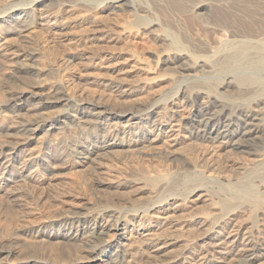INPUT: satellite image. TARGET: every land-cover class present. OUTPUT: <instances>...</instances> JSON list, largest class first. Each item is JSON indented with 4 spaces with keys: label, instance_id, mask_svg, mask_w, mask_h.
I'll return each instance as SVG.
<instances>
[{
    "label": "rangeland",
    "instance_id": "rangeland-1",
    "mask_svg": "<svg viewBox=\"0 0 264 264\" xmlns=\"http://www.w3.org/2000/svg\"><path fill=\"white\" fill-rule=\"evenodd\" d=\"M14 1L15 0H0V17L2 16L0 19V29L2 30L4 28V30H8L9 28L13 29L14 27L18 28L26 17L31 18L32 9H18L25 7L27 8V6L31 7V5H33L30 3L32 0H18L20 2ZM80 1L83 2L82 5H87L89 3L87 2L88 0ZM161 1L163 2L164 0ZM177 1L178 0H165L163 3H159L154 0H122L119 3V5H121L119 9L112 8V11L108 13L106 8L109 5H106V8L95 9L94 15L103 18L109 28H114V26H117L119 22L120 24H123L126 19L130 20L133 18V14H135V12L138 13L139 5L141 4L145 8L144 13L141 14L150 20H155L160 23L161 28L167 30L166 33L169 35L170 39L175 42V45L180 47L184 46L182 42L183 40L186 41L185 35L188 34L192 37L194 36L193 39H200L204 44H209L210 41V46H214L215 44L214 48H216L218 47L217 45L219 40L217 37H219L220 32L213 31L211 28L224 27L226 25L229 26L228 28L231 30H236L235 32L243 35L249 36L256 33L264 35V0H232V2H230L226 8H216L209 6L200 14H193L190 11L191 8H188L189 4L187 5L185 1ZM49 3H47V8H53V6L55 7L56 5L55 2ZM50 5H52V7H50ZM37 6L38 5H35L36 8ZM35 7H33V9H35ZM11 10L12 14H10V17L13 19L5 21L7 16L5 17L4 15L3 17L2 13L5 11L6 13H9ZM83 10L84 9L81 7L77 8L71 13V16L83 13L85 11ZM192 14L194 17L195 15H198L196 16L197 18L193 19ZM23 16L25 17L23 18ZM172 22H174V24L171 26ZM175 22H177V24ZM180 26L181 28H184L183 32L186 31V34L184 33L185 35L178 32V28ZM173 27H176L177 29L175 28V30L177 31H175ZM32 30L30 31L36 33V37L33 39V42L35 41V45H32L35 55L34 57L31 56V60L27 61L28 63L35 62L32 64L37 66L38 69L40 68V70L43 69L44 72L41 73L40 77L37 76V79H35L36 76L32 77L31 75H28V73L21 74L23 78L21 82L23 81V84L20 83L18 87L22 88L23 91L26 90V92L31 90L33 83H37V80L42 78L41 80H44V83L42 84V88H40V90H43L40 91L41 93H47L46 91L50 87L63 88L64 85H70V88L77 87L86 90V92H89V96L93 98L103 97L107 100V98H109V95L107 94L108 91L100 93L96 90V87L93 84L83 85L78 84L77 82L76 84L75 81H73L76 78H82L84 76L100 77L102 76L101 74L106 72V70L102 69L101 66L97 70L87 68L79 60L77 54L83 53L84 50L90 47L93 51L96 50L97 52L98 50L96 54H99L98 56L103 59L102 61L106 62V60L111 57L112 53L113 55H116H114L115 57H118L120 50L126 48L135 52H139V55L143 60H146V62L154 66L157 58L156 55H158L161 50L167 48L166 44H168L161 41V39L157 36L158 32L157 34H155L156 32L148 34L142 30L141 33L139 31V33L131 35L126 40L120 39L118 42H109L108 40L103 42L92 40V34L88 32H84L82 34L68 32L64 35L50 32L46 27L41 26H36ZM214 33H216L215 36ZM109 36L110 38L108 39H111L112 36L110 34ZM213 41L215 43H213ZM161 43H164L165 45ZM223 47L225 50L221 51L225 52L236 51L239 49L238 45L229 46L226 44L223 45ZM263 47L264 44L260 45L259 48L263 49ZM20 48L23 49L22 44L16 41L10 47V51L12 52L16 50V52H19L21 50ZM70 59H72V62L68 64ZM111 65V68H116V66H118V69L121 66L123 68L122 73L128 70H126L124 66L117 63H112ZM1 68L3 69L2 62L0 60V71L2 70ZM66 68L69 69L66 70ZM199 71L200 70H190L188 72L190 77L186 79V81L192 82L197 86H201L200 88L202 89L206 88L205 91L211 95H215V97L217 95L218 97L219 95H222L224 100H233V98H231L232 96L239 98L244 97L242 98L243 101L241 102L243 107L249 105V95H246L247 97L238 95L235 85H229L223 89H219L218 86L222 83V81L225 82V80L228 78L227 76H231L232 74L233 77L234 75L237 77L238 74L236 73H239L238 76H243V73L245 74L244 76H246V73H248L250 77L252 76V78L254 77V79L256 78V80L260 81V87L262 89L260 88L261 90L259 92L264 94V71L259 72L255 70L253 72H256L255 74L251 73L253 70H249L250 72L246 71V73L242 70L238 72H232L229 69L218 66L214 68V71H209L207 73ZM108 73V75L111 77L117 75L112 71H109ZM249 75L247 77H249ZM259 76L263 81H261ZM177 80L178 79H176V81ZM176 81L167 86H160L153 92L147 94H138V96L130 98L128 102H124L121 105L124 108H133L138 110L139 108L148 109L150 107L149 105L156 100H158L161 104L168 103L173 100L171 98L172 95H174L180 88L178 82L176 83ZM228 81H230V79H228ZM225 88L228 89L224 90ZM5 90L6 85L3 83L0 85V104L6 103L7 93ZM223 92L228 94H224ZM27 97L29 100L25 103V105L19 107L17 106L18 108H15L16 106L10 103L11 105L0 109V139H4L5 141L2 142L0 140V144H2V147L0 146V248H4L5 250L6 248H9L7 250L11 251L10 255L7 257L8 259H6L7 261L2 260L0 264H5L6 262H8L6 264H26V261L31 258L36 261H47V263L52 264V260L60 261L65 259L64 256H66L67 253L64 249L62 250L63 258H60L61 255H59V258H56L53 256L55 255L56 251L54 252L52 249H50L51 247L47 245L48 243L46 242L48 241V238L52 237V235L54 236L56 233H67L71 226L67 224L68 222L62 223L61 225L51 222V219L54 216H57L59 212V214H61L67 209L71 210L75 208H81L83 206L88 207L91 206V204H94L92 206L93 209L97 208L96 211L103 208V206L100 207V205L103 204L99 205L98 201L100 198H105V194H102L101 192L100 194L94 188L90 187V181L97 177L106 179H113L117 176L120 178H129L138 173H146L148 175L157 173L166 174L168 176V181H170L173 177H177L175 180L177 181V184L174 185L173 188L169 187L168 189H165V191H159L155 196V200H170L173 197H176L178 200H184L185 196L188 195L186 193L189 192V189L191 190V188L195 186H203L205 187V190L208 189L207 192L209 194L213 193L212 195H214L217 201H220L221 199V201H227L234 204V221H237V223L242 221L246 223L249 222L248 230H246V232L250 231L248 233H252L253 231L254 233L255 230L253 227H256L257 225V231L260 237L264 238V183H261L262 180L264 181V161H262L264 160V147L260 146L258 143V146L260 147H258L259 151L257 155H243L241 152L240 154L239 151H236L232 145L227 146V150L225 149V151H220V149L217 148V146H215V144L206 137H193L195 133V135H197L200 134L202 130L205 131L203 128L207 122V124L210 126L206 129V131L207 133L210 132L209 135L211 136H218L225 134V132L227 133L228 131L237 130V127L230 128L225 126V124H222L221 126L216 123L218 118L215 117L221 110V102L217 101L215 98H209L206 101V99H202L201 95H196L192 98L194 100H191L193 102L191 106H189L187 102L182 101L174 107L173 110L175 112L168 109L161 111L159 108L156 109L155 112L141 116L138 120L136 119L130 123L126 121L105 122L96 121L94 119L91 120L92 118L89 117L90 114L88 113L90 111V107L86 108L85 112H80L79 110L75 109L76 107L73 108L74 103L77 105H79V103L75 101H68L66 103L54 104V106L46 110L48 111L47 113L50 111L51 114L52 112V116L67 112L63 117H61V119H63L61 122L53 123L55 128L47 124L48 126L46 125L36 132L31 131L33 134L31 132H29L31 134H27L28 132L25 133V136L22 133L20 134L11 131L10 125L15 120L20 121L24 117H30V115L32 117L33 113H31L28 105L30 104V107L34 108L32 103H36V101L39 100L37 98H29L28 95ZM219 99L222 100L221 97H219ZM69 102L70 104H68ZM201 102L203 103L201 104ZM22 103L23 102H20L18 104L21 105ZM203 104L209 106L207 108H202V106H204ZM234 104L236 105V102H234ZM11 106L14 110L11 108ZM111 106L112 103L110 104V102H108V108ZM215 110L217 111L215 112ZM246 110L245 112H234V114L222 110L221 112L225 119H229L231 121L233 120V122L236 123H241L244 119L252 124H262L260 123V119H262L264 115V109H260L261 111L257 110L256 112H253V114ZM211 112L216 114H212ZM256 114L259 118L256 116ZM51 115L50 117H52ZM246 115H250V117H246ZM88 118H90V120H88ZM64 120L65 124H63ZM197 121H199V124ZM59 123L62 124L60 125ZM161 125L172 126L171 129L174 130L168 133L169 135L165 133L163 136L157 138L158 140H154L153 136H158V131H156L155 128L156 126L160 127ZM198 125H200V127ZM262 127L261 130L264 129V126ZM31 128L34 129L35 127ZM82 128L83 131H81L79 138L76 137L78 129ZM62 129H64V131H62ZM195 129H201V132L198 133V131H195ZM148 131H152L150 132L151 135ZM188 132L191 133L192 136ZM10 133L11 136L7 137V135ZM18 134H20L22 138ZM13 136L15 138H12ZM108 137L111 138L112 141L124 140L123 142H126L131 146L135 144L147 145L150 142L151 143L148 145V149L145 147V152H147V155L138 153V150H136L137 147H132L130 150H128V153L126 150V152H119L120 154H108L105 156L96 155L98 157H92L93 160L90 158V160L87 161L88 165L86 164V169H63L61 167L65 161L64 159H68L69 155L72 159L71 161L74 162H79L81 159L84 160L83 158L86 156V152L84 154L69 152L68 157L67 155L63 154L67 151V148L69 147L68 145L71 142H77L79 144L81 143L80 145H82V147H86V149H88L90 148L89 146L93 144L102 145L103 140ZM77 138L79 140H77ZM13 139L15 140L12 141ZM20 139H27L26 144L22 146L15 145L14 143ZM6 141L8 144H6ZM13 144L16 147L12 146ZM171 150H174V152L176 151L175 153L177 154L173 156L170 155L171 153L169 152H171ZM181 152L187 156L186 159L183 157L181 158L178 155V153ZM259 162L262 163L261 165L263 167L261 165L260 167H257V172L254 174L255 176L257 175L256 177L251 179L252 175H250L248 176L250 178H248V181L241 179L242 182L239 181L240 185L235 183L238 182V179L241 177L246 178L247 175L245 171L250 167H254ZM259 171L260 174H258ZM252 190L253 194L251 192ZM13 194H16V196L13 197ZM250 194L253 197H251ZM103 201L105 202V200ZM189 201L190 200L185 201L184 208L188 207ZM106 205L111 206L108 203ZM103 219L106 221L108 220L106 216H102L101 218H97L96 223L93 221L87 222L86 224H82V226L78 227L77 229L74 228L73 231L78 230L80 234L78 232L77 233L80 237L82 233L93 229L98 233L99 237L101 236L100 238L103 240L101 253H105V255L103 258L104 260L101 262H96V264H123V257L121 255L128 249V246H124L127 245V242L124 240V236L126 235L124 233V229L121 226V229L113 231L107 226V223H110L111 220L109 219V222H106ZM110 224H112V222ZM97 226L98 228H96ZM100 226H102V229H99ZM38 238H40V240ZM71 243L76 245H78V243L80 244V242L77 241ZM43 244L45 245L43 246ZM35 245L38 248L35 247ZM109 255L110 257H108Z\"/></svg>",
    "mask_w": 264,
    "mask_h": 264
},
{
    "label": "bare ground",
    "instance_id": "bare-ground-1",
    "mask_svg": "<svg viewBox=\"0 0 264 264\" xmlns=\"http://www.w3.org/2000/svg\"><path fill=\"white\" fill-rule=\"evenodd\" d=\"M15 1L17 2L18 0ZM121 1L122 0H88L87 2L89 3L87 5H82L83 2L80 0H32V2H30L31 4H33L31 5V7L27 6V8L25 7L18 9H32L31 18L26 17L29 19L25 18V20L22 21V24L18 28H13L12 26L13 29H0V60L3 67V69L1 68L2 70L0 71V85L5 83V91L7 93L6 103L0 104V109L11 105L10 103L14 104V106H16L15 108L25 105V103L29 100L27 95L29 96V98H37L39 100L36 101V103H32L34 108H31L30 104L28 105L31 113H33L32 117L30 115V117H24L25 119L23 118L20 121H12L13 123L10 125L11 131L20 134L22 133L24 135L27 132V134H31L32 132H36L37 130L42 129L47 124H49V126H53L54 122H61V120H63L61 119V117H63L67 112L52 116V112L50 114V111L49 113H47L48 111L46 110L54 106V104L66 103L68 101H75L79 103V105L74 103L73 108L76 107L75 109L79 110L80 112H85L86 108L90 107V111L88 113L90 114L89 117L92 118L91 120L94 119L96 121L105 122L126 121L129 123L136 119L138 120L141 116L155 112L156 109L159 108L161 109V111L167 109L174 111V107L182 101L187 102L188 105L191 106L193 104L191 100H194L192 98L196 95H201L202 99H206V101L209 98H215L217 101L221 102V110L228 111L231 114H234V112L238 111L245 112L246 109L253 114V112H256L257 110L264 109V94L259 92L262 89L260 87L261 83L260 81L256 80V78L254 79V77L252 78V76L250 77V75L246 73V71L249 70H253L251 72L252 74L256 73H253L255 70L259 72L264 71V47L263 49L259 48L260 45L264 44L263 34L256 33L254 35L247 36L235 32L236 30H231L227 25V27H213L211 28V30L220 32L219 37H217L219 43L218 45L216 44L218 47L214 48L215 44L214 46H210V41L209 44H204L200 39H193L194 36L192 37L191 35L186 34V31L183 32L184 28H181L180 26L178 28V32L186 34H184L186 36V41L183 40L182 42L184 46L180 47L175 45V42L171 40L169 35L166 33L167 30L161 28L160 23L155 20H150L141 14L145 11V8L141 4L139 5L138 13L135 12V14H133V18H131L130 20L126 19L124 23L122 22L123 24H120L119 22L118 24L120 25L117 24V26H114V28H109L103 18L94 15L95 9L106 8V5H109L106 8L108 10V13L112 11V8L119 9L121 7V5H119ZM154 1L159 3L162 2L161 0ZM178 1H185L187 5L189 4L188 8H191L190 11L193 14H200L209 6L216 8H226L229 3L232 2V0ZM49 2H55V7L53 6V8H47V3ZM35 5H38L37 8L35 7ZM52 5H50V7H52ZM187 5L185 4L186 7ZM33 7H35V9H33ZM80 7L85 11L83 10V13L71 16V13ZM10 14H12V10L9 13H6V11L2 13L3 17L4 15L5 17L7 16L5 21L13 19L12 17H10ZM196 16L198 15H195V17L193 16L192 18H197ZM24 17L25 16H23V18ZM1 18L2 16L0 17V19ZM175 23L177 24V22ZM172 24H174V22L171 23V26ZM36 26L46 27L50 32L64 35L68 32H76L78 34L88 32L92 34V40L102 42L105 40H108L109 42H118L120 39L126 40L131 35L139 33V31L141 33V30L147 32L148 34H151L152 32H156L155 34H157L158 32L157 36L161 39V41L168 44H166L167 48L161 50L160 53L156 55L157 58L154 66L150 65L148 62H146V60H143L139 55V52H135L126 48L120 50V52L118 53V57H115L116 55L114 54V56L112 53L111 57H109L106 62H103V59L98 56L99 54H96L98 50L97 52L96 50L93 51L90 47L84 50L83 53L77 54L79 60L87 68L97 70L101 66L102 69L106 70V72L101 74L102 76L100 77L84 76L82 78H76L72 80L75 81V83L77 82L78 84L83 85L93 84L96 87V90L100 93L108 91L107 94L109 95V98H107V100L103 97L93 98L89 96V92H86V90L77 87L70 88V85H64L63 88L50 87L47 89V91L45 90L47 93H41L40 91L43 90H40V88H42V84L44 83V80H41L42 78L38 79L37 83H33L32 86L30 85L31 90L29 92H26L25 89V91H23L22 88L18 87L20 83L23 84V81L21 82V80L23 79L21 74L28 73V75H31L32 77L36 76L35 79H37V76L40 77L41 73L44 72L43 69L40 70V68L38 69L37 66L32 64L35 62L31 61L32 63H28L27 61L31 60V56L34 57L35 55L32 49V45L35 42H33V39L36 37V33L31 32L30 30L34 29ZM173 28L175 30L176 27ZM109 34L112 36L111 39H108L110 38ZM215 35L216 33H214V36ZM16 41L22 44L23 49L20 48L21 50L19 52H16V50L11 52L10 47ZM213 43L215 42L213 41ZM161 44L165 45L164 43ZM226 44L229 46L238 45L239 49H237L236 51H221L225 50V46L223 47V45ZM71 62L72 59L69 60L68 64H70ZM112 63L122 65L126 68V70H128L122 73L123 68L121 66L119 67V69L118 66H116V68H111ZM217 66L229 69L232 72H238L242 70L246 73V76H244V73L243 76H238L239 73H236L238 74L237 77L235 75L233 77V75L230 73L232 77L227 76L228 78L225 80V82L222 81V83L217 86L219 87V89H223L224 87H227L229 85H235L238 91V95H249L248 99H250V103L248 106L243 107V104H241V102L243 101L242 98L244 97L239 98L232 96L231 98H233V100H224V97L222 95H219V97H221L222 99L220 100L218 95L215 97V95H211L210 93L206 92V88L202 89L200 88L201 86H197L192 82L186 81V79L190 77L188 74L190 70H200L207 73L209 71H214V68ZM68 69L69 68H66V70ZM108 70L115 72L117 75L114 77L109 76ZM248 75L249 77H247ZM259 78L261 79L260 76ZM176 79L178 80L176 81ZM228 79H230V81H228ZM174 81H176V83L178 82L180 88L174 95H172L171 98L173 100L168 103L161 104L158 100H156L149 105L150 107L148 109L139 108L138 110H135L133 108H124L121 105L124 102H128L130 98L138 96V94H147L153 92L156 90V88L160 86H167L171 83H174ZM261 81L263 80L261 79ZM226 89L228 88H225L224 90ZM20 102L23 103L19 105L18 103ZM108 102H110V104L112 103V106L109 108ZM234 102H236V105L234 104ZM202 103L203 102H201V104ZM68 104H70V102ZM208 106L209 105L205 104L204 106H202V108H207ZM221 110L215 117L218 118V121H216V123L221 126L222 124H225V126H228L230 128L237 127L236 131L231 129L232 131H228L227 133L225 132V134L211 136L209 135L210 132L207 133L206 131V129L210 126L209 124H207V122V125L205 124L203 128L205 131L202 130L201 132V129H195V131L201 133L197 135H195V133L193 137H206L208 140L213 142L215 146L220 149V151H225L227 146L232 145L236 149V151H239V153L241 152L243 155H257L259 151L258 147H264V129L261 130V127L264 126V115L262 119H260V123L262 124L259 125L249 123L244 119L241 123H236L233 122V120L231 121L229 119H225ZM216 111L217 110H215V112ZM211 113L216 114L214 112ZM50 115L52 117H50ZM246 117H250V115H246ZM90 118H88V120H90ZM197 122L199 124V121ZM63 124H65V120L63 121ZM198 126L200 127V125ZM31 127L35 128L32 129ZM171 128L172 126H156L155 130L158 131V136H153V139L158 140L157 138L163 136V134L172 132V130L174 129ZM62 131H64V129H62ZM81 131H83V128L78 129L76 137L79 138ZM189 134L192 136L191 133ZM18 135L17 137L19 138ZM10 136L11 133L7 135V137ZM15 137L13 136L12 138ZM78 138L77 140H79ZM14 140L15 139H13L12 141ZM1 141L5 142L4 139ZM109 141H112V139L109 137L105 138L102 142V145L93 144L89 146L90 148L88 149H86V147H82V145H80L81 143L79 144L77 142H71L68 145L69 147L67 148V151L63 154L67 155L68 157L69 152L83 154L86 152V156L83 155L85 156L83 158L84 160L81 159L79 162H74L71 161L72 159L69 155L68 159H64L65 161L63 160V166L61 167L63 169L85 168L86 164L88 163L87 161L90 160V158L91 160H93L92 157L126 152V150L128 153V150H130L132 147H137L136 150H138V153L147 155L145 149L151 143L150 142L147 145L135 144L131 146L130 144L123 142L124 140L112 142ZM26 142L27 139H20L17 140V142H15L14 144L17 146H22L26 144ZM258 143L260 144V146H258ZM6 144H8V142ZM14 144L12 146H15ZM0 146L2 147V144H0ZM175 152L174 150H171V152L169 153H171L170 155L173 156L177 154ZM178 155L181 158L183 157L184 159H186L187 157L182 152L178 153ZM261 164L262 163L259 162L254 167L248 168L245 171L247 175H245L246 178L241 177L240 179H238V182L235 183L239 184V181H241V179H245L246 181H248L250 179L248 176L250 175H252L251 179L253 177H256L257 175L255 176L254 174L257 172V167H260ZM258 174H260V171ZM176 178L173 177L170 181H168V176L166 174L158 173L149 175L146 173H138L129 178H120L118 176L114 177L113 179L98 177L94 178L92 181H90V187L94 188L99 193L101 192L102 194H105L106 197L100 198V200L98 201L99 205L103 204L100 205V207L103 206V208L96 211L97 208L93 209L92 206L94 204H91V206L88 207L83 206L81 208H75L71 210L67 209L64 212H62V210L61 214H59L60 212H57V216H54L52 219L50 218L52 220L51 222H55L60 225L62 223L68 222L67 224L71 226H69L70 228L67 233H56L54 236L52 235V237L48 238V241L46 240V243H48L47 245L51 247L50 249H52L54 252L56 251L55 255L52 254L56 258H59V255H61L60 258H63V249L67 253V255L64 256L65 259H62L60 261L52 260V264H96V262H101L102 260H104L103 258L105 253H101L103 240L100 238L101 236H98V233L95 230H88L82 233L80 237V233L78 232V230L73 231L74 228L77 229L78 227L82 226V224H86L87 222L93 221L96 223L97 218H101L102 216H106L108 220H111L110 223L112 222V224L107 223L108 228H110L111 230L117 231L118 229H121V226L124 229V233L126 234H124V240L127 242V245L124 246H128V249L126 248L127 250L123 254L121 252V256L123 257V264H264V238L260 237L257 231L258 226L256 225V227H253V229L255 230L254 233L253 231L252 233H248L250 231L246 232V230H248L249 222L246 223L242 221L237 223V221H234V204H232L231 202L221 201V199L220 201H217L214 195H212L213 193L209 194L207 192L208 189L205 190V187L203 186H195L192 187L191 190L189 189V192L187 191L188 193H186L188 195L185 196L184 200H178L176 197H173L170 200H155V196L159 191H165V189H168L169 187L173 188L174 185L177 184V181H175ZM222 178L225 179L224 177ZM261 183H264V181L262 180ZM251 192L253 194V190ZM14 196H16V194H13V197ZM251 197L253 196L251 195ZM102 199L105 200V202ZM186 200L190 201L189 203L187 202L188 207L186 204L187 208H184V203ZM107 203L111 206H107ZM96 228H98V226ZM100 228L102 229V226H100L99 229ZM38 239L40 240V238ZM74 241L80 242V244L78 243V245H76L74 243H71ZM44 245L45 244H43V246ZM35 247L37 246L35 245ZM7 249L9 248H6V250L4 248H0V262L2 260L8 259L7 257L10 255L11 251ZM108 257H110V255ZM28 263L49 264L47 263V261H36L32 258L26 261V264Z\"/></svg>",
    "mask_w": 264,
    "mask_h": 264
}]
</instances>
